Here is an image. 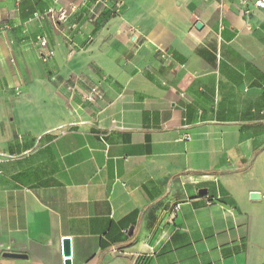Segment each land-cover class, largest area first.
<instances>
[{
	"label": "crops",
	"instance_id": "crops-1",
	"mask_svg": "<svg viewBox=\"0 0 264 264\" xmlns=\"http://www.w3.org/2000/svg\"><path fill=\"white\" fill-rule=\"evenodd\" d=\"M96 1L0 0V264H264L259 0Z\"/></svg>",
	"mask_w": 264,
	"mask_h": 264
},
{
	"label": "built area",
	"instance_id": "built-area-1",
	"mask_svg": "<svg viewBox=\"0 0 264 264\" xmlns=\"http://www.w3.org/2000/svg\"><path fill=\"white\" fill-rule=\"evenodd\" d=\"M121 4L119 2L111 3L109 0H97L96 4L90 11V21H95L100 17L104 10L111 11L114 15H119L121 11ZM256 6L259 8H264V0H259L256 2ZM78 11V5L72 3L68 6L61 8H51L45 14L40 15L38 13L35 14V17L45 16L51 19L56 24L67 23L71 17H73ZM38 45L40 48V56L44 62L50 61L54 56L55 52L49 48L48 40L44 37L38 38ZM166 58H169L166 53H164ZM99 95V89L97 87H93L88 93H86L83 98L87 102H95L96 98ZM190 140V137L187 138ZM220 198L210 199L208 202L209 205L214 202H219Z\"/></svg>",
	"mask_w": 264,
	"mask_h": 264
},
{
	"label": "water",
	"instance_id": "water-1",
	"mask_svg": "<svg viewBox=\"0 0 264 264\" xmlns=\"http://www.w3.org/2000/svg\"><path fill=\"white\" fill-rule=\"evenodd\" d=\"M197 28H202L200 23H197ZM202 193L206 194V190H203ZM62 250H63V259L64 264H72V240L70 237H64L62 239ZM4 257L13 258V259H26V255L15 254V253H5Z\"/></svg>",
	"mask_w": 264,
	"mask_h": 264
}]
</instances>
